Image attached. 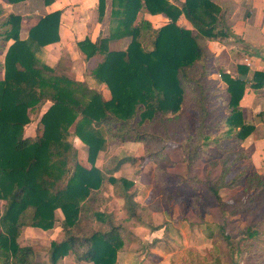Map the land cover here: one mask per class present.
Listing matches in <instances>:
<instances>
[{
  "label": "trees",
  "instance_id": "1",
  "mask_svg": "<svg viewBox=\"0 0 264 264\" xmlns=\"http://www.w3.org/2000/svg\"><path fill=\"white\" fill-rule=\"evenodd\" d=\"M44 1L50 4L53 0ZM105 5L106 0H99V19L105 14ZM236 5L233 0H184L180 5L171 0H112L110 35L77 41L87 60L98 58L93 68L85 70V77L94 78L98 85L106 83L111 91L109 99L86 78H72L40 58V50L60 38V10L41 17L26 39L20 37V15L11 13L0 21V51L4 52L0 66L4 70L0 77V199L4 201L0 264H35L34 247L22 244L19 237L26 227L53 228L58 209L64 221L49 249L52 264H59L70 251L77 261L117 264L118 252L131 243L130 227L146 221L144 207L131 191L133 180L115 173L126 162L168 157L165 143L169 137L148 130V125L165 122L167 114L181 110L187 85L197 92L201 103L199 128L181 139L188 165L202 158L204 145L219 143L222 138L244 150L241 140L255 130V125L243 118L240 102L247 86H264L262 71L249 75L250 69L244 66H239L237 76L220 71L227 83V113L221 119L227 128L214 138L205 131L211 112L207 108L209 93L215 89H211L213 81L211 85L203 82L212 69L202 40L233 35L227 21ZM143 10L164 13L169 22L154 27L144 17L138 20ZM182 14L197 33L178 23ZM126 36L131 37L126 49L110 48L111 41ZM195 64L203 66L197 77L189 71ZM46 101L51 104L40 119L37 135H26L30 111ZM73 136L87 144L91 167L80 164ZM130 139L161 146L146 148L139 157L112 156L110 165L103 169L95 165L106 142ZM108 183L122 196L127 213L123 218L107 209L108 197L103 191ZM208 184L221 202L219 188L232 186L233 181L221 179L219 184ZM250 200L235 204L233 211H241ZM220 228V235L229 238Z\"/></svg>",
  "mask_w": 264,
  "mask_h": 264
},
{
  "label": "rangeland",
  "instance_id": "2",
  "mask_svg": "<svg viewBox=\"0 0 264 264\" xmlns=\"http://www.w3.org/2000/svg\"><path fill=\"white\" fill-rule=\"evenodd\" d=\"M126 37L129 41L124 49L131 41L130 36ZM210 68H213L212 62ZM189 71L193 77H197L202 73L203 66L195 64ZM218 72L220 70L213 68L203 81L207 85L213 81L214 88L209 86V89H215L209 93L207 108L211 112L205 125V131L211 138L219 136L227 128L224 120H221L227 113L224 98L227 95L226 83ZM70 77L74 78L73 75ZM87 81L96 86L105 99L111 98L106 83L98 85L92 77H87ZM197 96V92L187 85L181 110L176 114H167L165 122L156 121L148 125V130L169 137V142L165 143L167 158L147 159L142 164L128 163L115 174L134 180L131 189L138 192L137 199L144 207L143 217L146 221L130 227L133 233L131 243L127 249L119 252L129 251L127 253L136 257L134 262L141 260L140 264H264V173L258 172L247 159L239 158L245 151H241L228 138H222L216 144L212 142L204 145L202 158L193 164L188 165L184 160L185 151L181 139L200 126L201 103ZM50 104V101H46L39 104L35 111H30L31 121L26 126V135H37L40 119ZM72 140L80 164L91 167L87 144L78 136H73ZM160 146V143L151 144L135 139L108 141L99 152L95 165L103 169L110 164L114 154L141 155L146 148L154 150ZM221 179L233 181V185L219 188L220 202L212 194L208 183L211 181L219 184ZM103 195L108 197L107 209L113 210L117 218L127 215L122 196L114 193L112 184H106ZM249 198L251 200L241 211H233L235 204ZM3 209L4 201L0 199V214ZM63 221L64 214L58 209L52 231L32 227L23 229L19 240L34 247L35 264H52L49 249L53 229L58 231ZM150 224H163L167 227L162 239L152 243L154 247L160 246L164 250V254H157L155 258H149L151 248L147 241L151 237L145 235L151 229ZM96 226H100V222L97 221ZM221 226L229 238L220 235ZM67 255L73 257L75 264L86 262L77 261L72 251ZM64 257L58 260L59 264H65L62 261Z\"/></svg>",
  "mask_w": 264,
  "mask_h": 264
},
{
  "label": "crops",
  "instance_id": "3",
  "mask_svg": "<svg viewBox=\"0 0 264 264\" xmlns=\"http://www.w3.org/2000/svg\"><path fill=\"white\" fill-rule=\"evenodd\" d=\"M171 1L180 5L184 0ZM233 1L237 5L227 21L233 35H219L215 39L202 40L210 56L212 67L216 70L228 72L231 76L239 75V66L248 67L250 69L249 75H252L254 71L264 72V0ZM57 10L61 11L60 38L58 41L45 45L38 54L46 64L57 68L59 71L69 76L73 75L76 79H87L85 70L93 68L98 58L87 60L85 54L79 49L77 41L86 37L96 40L100 36L110 35L112 0H106L105 14L102 19H99V0H53L50 4H46L44 0H23L14 3L9 0H0V21L11 13L20 15L22 17L20 37L26 39L30 29L38 23L41 17ZM143 17L150 20L154 27H160L169 22V18L164 13L151 14L143 10L140 12L138 20ZM178 23L186 28L193 29L197 33V30L184 14L180 15ZM128 41V37L113 40L110 43V48L124 49ZM3 63L4 52L0 51V66ZM87 65L88 67H86ZM0 72V77H3L4 70L2 69ZM218 75L220 76V72H218ZM242 77L245 79L247 75ZM225 87L227 88V83ZM240 104L245 121L255 125V130L244 140H241V145L245 151L243 152L244 157L241 159H247L258 172L264 173V86L261 89L247 86ZM28 135L34 136L33 134ZM144 154L145 151L141 155L134 156L139 157ZM116 155L128 154L119 153ZM112 156H115V154ZM145 161L126 162L122 166L128 163L142 164ZM131 191L136 192L135 199L141 202L137 199L138 192L134 189H131ZM158 226L161 227L157 229L149 228L148 232L145 233V235L151 237L147 241L151 248L149 258L151 256L155 258L157 254H164V250L160 246L155 245L154 247L152 244L155 240H161L166 232L167 227L165 225L159 224ZM31 229L41 228L32 227ZM61 229L62 224L58 231L56 228L53 229L54 233L57 232L56 234L53 233L51 241L58 237ZM43 231H52V229ZM127 252L129 251L118 253L117 264L141 263L140 259L139 262H134L136 260L133 259L136 257ZM62 261L65 264H75L71 255H66ZM86 263L83 262L82 264Z\"/></svg>",
  "mask_w": 264,
  "mask_h": 264
}]
</instances>
